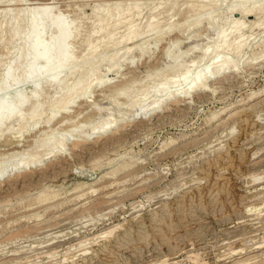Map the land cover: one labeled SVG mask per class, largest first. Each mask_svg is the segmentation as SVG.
I'll return each instance as SVG.
<instances>
[{
    "label": "rangeland",
    "instance_id": "374dc122",
    "mask_svg": "<svg viewBox=\"0 0 264 264\" xmlns=\"http://www.w3.org/2000/svg\"><path fill=\"white\" fill-rule=\"evenodd\" d=\"M40 6L73 32V64L0 110V264H264V0H0V100L56 38L28 31ZM224 57L206 89L166 96L180 67Z\"/></svg>",
    "mask_w": 264,
    "mask_h": 264
},
{
    "label": "bare ground",
    "instance_id": "6f19581e",
    "mask_svg": "<svg viewBox=\"0 0 264 264\" xmlns=\"http://www.w3.org/2000/svg\"><path fill=\"white\" fill-rule=\"evenodd\" d=\"M12 1V0H11ZM31 4V3H30ZM42 4V3H41ZM46 4V3H45ZM43 6V5H42ZM95 6V5H94ZM97 6V5H96ZM34 7V6H33ZM41 7V6H40ZM252 7V6H251ZM241 9V8H240ZM243 9H245V8H243ZM242 9V12H244V10ZM248 9L250 10V11H253L254 10V6H253V9H251V8H249V6H248ZM248 9H247V12H249L248 11ZM256 9V8H255ZM246 10V9H245ZM5 10L4 9H0V14L2 15V12H4ZM8 11V10H7ZM32 11V10H31ZM30 11V12H31ZM35 11L37 12L36 14H35ZM50 9L48 8V7H41V8H39L38 7V9H36V7H35V10H34V14H32L33 15V17H30L29 19H28V22H27V28H29L28 29V31H30V29H31V27H34V26H36V27H34V28H36V29H33L32 28V31L34 32V30H36V32H35V35L37 36V37H39V35H42V33L44 32L43 31V29L45 30V32L47 31V29L49 28V27H46V26H52V28H53V30L54 29H56L55 31H57V33H58V37L56 36L57 35V33H56V35L54 36V37H56V38H54V39H52L53 41H46L45 43L43 42V43H39V41H36L38 44L36 45V46H34V47H30V48H28L29 49V53L31 52V54H32V56L30 55V54H28V52L26 53L27 54V56L29 55V57L31 56V58H30V61L29 62H26L25 60H27V59H25L24 60V56H21V57H23V60L21 61V57H18L20 60L19 61H21V62H23V61H25L27 64L26 65H23L24 67H22L20 70H21V72L19 73V74H22L21 76L19 75V79H21V81L23 80V79H25V78H30V77H33V79H36L35 80V83L33 84V82L31 83V84H33V86L31 87V88H29L28 89V91H27V93L26 92H23V88H22V90L20 91L18 88L16 89V90H18V91H16V90H12L11 92H9L8 93V96L6 97V100L5 99H3L4 98V96H3V100H0V110H4V114L6 115V112H5V110L7 111L9 108L11 109L12 108V106H14V105H16V107H17V105H19V104H21L22 102H24V103H26V99H28L29 98V100H30V97H35V94H38V92H40L39 91V85L42 83V80H41V83H40V79L44 76V74L45 73H47L48 74V76L45 78L44 77V82H46L48 85L49 84H54V83H56V82H58L59 81V79H60V76H59V74L61 73V69L62 68H64V67H69V65H72L73 63H72V61L73 60H70V58H72L71 57V54L69 53L70 51L67 49L68 48V46L66 45V40H68L69 38H70V36H71V34L73 33H71V32H68V30H65L66 29V22H65V20H64V17H63V19L60 17V18H58V16L56 17V18H58V19H55V20H52V21H50V19H52L53 17L52 16H50ZM241 11V10H240ZM6 12V11H5ZM33 12V11H32ZM126 13V12H125ZM20 14V13H19ZM18 14V15H19ZM127 14V13H126ZM31 15V14H30ZM57 15V14H56ZM129 15V14H128ZM11 16V15H10ZM110 16V15H109ZM108 16V17H109ZM117 16V15H116ZM29 17V16H28ZM50 17H52V18H50ZM243 17V16H242ZM13 18V17H12ZM120 18V17H119ZM5 21V20H4ZM13 21V20H12ZM49 21L51 22V23H53V24H49ZM109 21V22H108ZM111 21H112V24H113V21H114V18L112 17V16H110L109 18H108V20H107V23H105L106 25H111ZM199 21V22H198ZM197 22H196V24H195V26H199L200 25V21H202L201 19L200 20H198ZM7 22H8V20H7ZM237 22V21H236ZM13 24V23H12ZM49 24V25H48ZM104 24V25H105ZM152 24V23H151ZM157 24V23H156ZM192 24V23H191ZM242 24V23H241ZM2 25V24H1ZM194 25V24H193ZM242 26V25H241ZM240 26V27H241ZM109 27V26H108ZM186 27V26H185ZM67 28H68V25H67ZM103 29H105L106 27H102ZM229 28V27H228ZM51 29V28H50ZM49 29V30H50ZM107 29V28H106ZM239 29H241V28H239L238 27V30H235L236 32L237 31H239ZM243 29V28H242ZM244 29H245V25H244ZM172 30V29H171ZM31 31V32H32ZM43 31V32H42ZM52 31V30H51ZM55 31H54V33L51 35V38H53L52 36L55 34ZM64 31H66V34L64 33ZM31 32H29V34H27V35H30V33ZM32 32V36H33V33ZM136 30H130L127 34H125V35H123V37H122V39L120 40V42L121 41H126V42H128V40L130 39V37H132V36H134L135 34H136ZM222 34L224 33V32H222V31H220ZM219 32V33H220ZM41 33V34H40ZM51 33V32H50ZM218 33V34H219ZM25 34V33H24ZM225 34V33H224ZM224 34H223V36H224ZM19 35V34H18ZM30 35V36H31ZM220 36H222L221 34H219ZM234 35V34H233ZM240 34H238V39H240V36H239ZM19 36H21V35H19ZM19 36H17V37H15L14 38V40L12 39V41H13V43H15V41L16 40H18V37ZM219 36V41H220V38H222L221 40H224V38H223V36L222 37H220ZM29 37V36H28ZM225 37V36H224ZM20 38V37H19ZM33 38H35V37H33ZM233 38V37H232ZM27 39V38H26ZM226 39V38H225ZM234 39V38H233ZM236 40H237V35H236V38H235ZM234 39V40H235ZM35 40V39H34ZM36 40H39V39H36ZM40 40H42V39H40ZM227 40V39H226ZM240 40H242V39H240ZM11 42V41H10ZM220 42H222V41H220ZM225 42V40L223 41V43ZM17 43V42H16ZM68 43V42H67ZM240 43V42H239ZM11 44H12V42H11ZM124 44V43H123ZM122 44V45H123ZM127 44V43H126ZM219 44V43H218ZM22 45V44H21ZM32 45V44H31ZM34 45V44H33ZM143 45V44H142ZM149 46V45H148ZM219 46V45H218ZM220 46H221V44H220ZM219 46V47H220ZM24 47V46H23ZM127 47V46H126ZM137 47V46H136ZM135 47V48H136ZM145 47V46H144ZM238 47H240V45L238 46ZM123 48V47H122ZM132 48H134V47H132V46H129V47H127L125 50H127V52L130 50V49H132ZM141 48V47H140ZM139 48V49H140ZM216 48H217V46H216ZM236 48H237V45H236ZM141 50H142V48H141ZM149 51H150V48H149ZM206 51H207V49H206ZM209 51V50H208ZM23 52H24V54H25V50H23ZM211 52V51H210ZM210 52H207V54L209 53V55L208 56H210ZM22 54V53H21ZM23 55V54H22ZM179 55V54H178ZM18 56H20V54L18 55ZM176 56V55H175ZM201 56V55H200ZM221 56V55H220ZM177 57H179V56H177ZM210 57H212V56H210ZM229 57V56H228ZM15 58V57H14ZM17 58V55H16V58L15 59H18ZM56 58H57V60H56ZM207 58H209V57H207ZM219 58V57H218ZM14 59V60H15ZM175 59V58H174ZM179 59V58H178ZM198 59V58H197ZM230 60H231V58H229ZM29 60V59H28ZM16 61V60H15ZM41 62L40 63V65H38V67H36V68H34V64H36L35 62ZM196 61V60H195ZM216 61V62H215ZM213 63H214V66H213V64L211 63L210 65L212 66V68H210L209 69V67H211V66H209L208 67V69H200V70H197V71H195L194 73H193V75L191 76L190 75V73H189V71L190 70H181V69H183V68H181L178 64H176L175 62H177L176 61V59H175V64H176V66H179L180 68V70H177V71H181V72H179V74H177V75H175L176 77V79H172V81H173V84L172 85H174L175 84V86H178V83H181V82H183V81H186V83H187V87L186 88H184L183 90H179L178 88H175V89H173V90H168V91H170V92H167L165 89V91L167 92V95L166 96H169L168 94L169 93H171L172 94V98L173 97H178L179 95H181V94H186V93H188V91L190 90V89H192L191 91H193V89L194 90H203V89H206V87H207V80H209V79H211V78H214V77H216V76H214L218 71H220V70H222V69H226V68H228L229 70L231 69L230 67H234V65H231L230 63H232L231 61H229L226 57H224V58H222L221 60L220 59H218V61L217 60H215ZM230 63H229V62ZM17 62V61H16ZM83 62V61H82ZM219 62V63H218ZM13 63V62H12ZM78 63V62H77ZM173 63V64H174ZM193 63V62H192ZM23 64V63H22ZM38 64V63H37ZM175 64L174 65H172V67H174L175 66ZM230 64V65H229ZM95 65V64H94ZM93 65V66H94ZM77 66V65H76ZM190 66H192V65H190ZM199 66V65H198ZM21 67V66H20ZM186 67H188V66H186ZM11 68V67H10ZM75 68H77V67H75ZM7 69H8V67L6 68V72H4L5 73V76H6V74L8 73L7 72ZM93 69V68H92ZM91 69V70H92ZM177 69H178V67H177ZM186 69V68H185ZM9 70H11V69H8V71ZM228 70V71H229ZM231 70H233V68L231 69ZM12 71V70H11ZM76 71V70H75ZM118 71V70H117ZM173 71V70H172ZM193 71H194V68H193ZM13 72V71H12ZM91 72V71H90ZM93 72V71H92ZM191 72V71H190ZM14 73V72H13ZM13 73H11L10 72V74H13ZM94 73H95V71H94ZM94 73H90V75L91 74H94ZM116 73V72H115ZM10 74L7 76L8 78H10V77H13L12 75L10 76ZM46 74V75H47ZM4 75V74H3ZM15 75V74H14ZM25 75H29V76H25ZM32 75V76H31ZM34 75V76H33ZM45 75V76H46ZM69 75V74H68ZM90 75H88V76H90ZM116 75V74H115ZM3 77V78H6L5 80H8L7 79V77ZM17 77H16V80H18L17 79ZM68 77V76H67ZM84 77V76H83ZM91 77V76H90ZM112 77V76H111ZM2 78V79H3ZM63 78V77H62ZM66 78V77H65ZM85 78H87V77H85ZM89 78V77H88ZM88 78L87 79H85V80H88ZM190 78V79H189ZM32 79V80H33ZM43 79V78H42ZM70 79V78H69ZM83 79V78H82ZM171 79V78H170ZM189 79V80H188ZM4 80V81H5ZM16 80H15V82H14V84L16 83ZM30 80V79H29ZM27 81V80H26ZM31 81V80H30ZM34 81V80H33ZM83 82H84V79L82 80ZM188 81V82H187ZM1 82H2V80H1ZM5 82H7V81H5ZM3 83L4 84V86H6V83ZM20 82V81H19ZM18 82V83H19ZM88 82V81H87ZM161 82V81H160ZM22 83H25L24 82V80L22 81ZM21 82H20V86H21V84H22ZM59 83V82H58ZM61 83V82H60ZM59 83V84H60ZM89 83V82H88ZM106 83V82H105ZM166 83V82H165ZM168 83V82H167ZM2 84V83H1ZM17 84V83H16ZM80 85L77 87V90L79 89V88H81V87H83V85H81L82 83H79ZM85 84V83H84ZM90 84V83H89ZM92 84V83H91ZM29 85V84H28ZM180 85V84H179ZM1 86V85H0ZM3 85H2V87H4ZM14 86V85H13ZM12 86V88H15V87H13ZM63 86L65 87V85H64V83H63ZM1 87V88H2ZM29 87V86H28ZM61 87V86H60ZM5 88V87H4ZM11 88V89H12ZM59 88V87H58ZM63 88V87H62ZM9 89V88H8ZM154 89H155V87H154ZM2 90V89H1ZM10 90V89H9ZM60 90V89H59ZM121 90V89H120ZM156 90V89H155ZM154 90V91H155ZM3 91V90H2ZM8 91V90H7ZM123 91V90H122ZM153 91V90H152ZM151 91V92H152ZM5 93V92H4ZM155 93V92H154ZM156 93H158V92H156ZM260 95H263L264 94V90L263 91H261L260 93H259ZM149 95V94H148ZM37 96V95H36ZM33 97V98H34ZM170 97V96H169ZM169 97L167 98V99H165L163 102H165L166 100H169ZM163 98H165V96L163 97ZM171 98V97H170ZM171 98V99H172ZM32 99V98H31ZM26 100V101H25ZM160 100H162V99H160ZM155 101V100H154ZM158 101V100H157ZM153 102V101H152ZM151 102V104H153ZM163 102H161V103H163ZM24 103L23 104H21V105H24ZM137 103V102H136ZM156 103V102H155ZM154 103V104H155ZM158 103H159V101H158ZM150 105V104H149ZM20 106V105H19ZM135 106V105H134ZM15 107V108H16ZM21 107V106H20ZM148 108V107H147ZM16 109H18V108H16ZM36 109V108H35ZM154 109V108H153ZM152 109V110H153ZM239 109H240V107H239ZM2 110V111H3ZM13 110V109H12ZM148 110V109H147ZM151 110V111H152ZM11 111V110H10ZM10 111H8L9 113H10ZM16 111L17 110H13V112L14 113H16ZM19 111H20V109H19ZM18 111V112H19ZM34 110H32V112H33ZM12 112V111H11ZM35 112V111H34ZM138 112V111H137ZM225 112V111H224ZM230 112V111H229ZM233 112V111H232ZM13 113V114H14ZM142 113V112H141ZM146 113V112H145ZM222 113V112H221ZM220 113V114H221ZM0 114L2 115V113L0 112ZM3 114V115H4ZM19 114V113H18ZM31 113H29V115H30ZM219 114V115H220ZM223 114V113H222ZM235 114V113H234ZM27 115V114H26ZM35 116H36V114H34ZM34 115H33V117H34ZM39 115V114H38ZM11 116H12V114H11ZM11 116H7L6 115V118H4V119H7V118H9L10 119V117ZM15 116V115H14ZM17 116H20V115H17ZM23 116H24V114H23ZM31 116H32V114H31ZM213 116V115H212ZM209 117L210 119L208 120V121H204L205 122V126H209L210 124H212V122H214V121H216L218 118H220L221 116H216V115H214V116H216V117ZM0 117H4V116H0ZM13 117V116H12ZM11 117V118H12ZM16 117V116H15ZM29 117V116H28ZM33 117H30V118H33ZM37 117V116H36ZM229 117V116H228ZM14 118V117H13ZM21 118V117H20ZM23 119V118H22ZM37 119V118H36ZM39 119V118H38ZM224 119V118H223ZM1 120H3V119H1ZM8 120V119H7ZM126 119H122V120H119V119H115V120H113V121H111L112 123H110V126H108V127H106V129H105V131H110V130H112V129H114L116 126H118L122 121H125ZM220 120V119H219ZM20 121V120H19ZM36 121V120H35ZM118 121H121L120 123H118ZM217 122H218V120H217ZM1 123V122H0ZM2 124V123H1ZM12 128V127H11ZM2 130V129H1ZM3 131V130H2ZM113 131V130H112ZM103 133H105V132H103ZM1 134V133H0ZM62 153V152H61ZM48 156V155H47ZM42 157H44V155L42 156ZM229 157V156H228ZM231 157V156H230ZM229 157V158H230ZM228 158V159H229ZM41 159V155L40 156H38V155H35L30 161L31 162H28L27 164H29L30 166L29 167H33L34 165H37V166H35V167H33L32 169H34V168H36V167H38L39 165V163H40V160ZM224 159V158H223ZM227 159V160H228ZM225 160V159H224ZM226 161V160H225ZM224 161V162H225ZM229 161V160H228ZM25 162V161H24ZM230 163H231V160L229 161ZM227 163V162H226ZM24 165V164H23ZM228 165H229V163H228ZM231 165V164H230ZM27 167V166H26ZM23 168H25V166H23V167H21L20 169H23ZM38 199H40V198H38ZM44 199V198H43ZM42 199V200H43ZM98 199V198H97ZM85 203V202H84Z\"/></svg>",
    "mask_w": 264,
    "mask_h": 264
}]
</instances>
